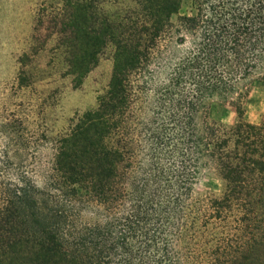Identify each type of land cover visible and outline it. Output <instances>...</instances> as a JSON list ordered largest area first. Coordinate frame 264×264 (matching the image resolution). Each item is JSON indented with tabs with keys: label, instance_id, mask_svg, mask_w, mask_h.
Listing matches in <instances>:
<instances>
[{
	"label": "trees",
	"instance_id": "trees-1",
	"mask_svg": "<svg viewBox=\"0 0 264 264\" xmlns=\"http://www.w3.org/2000/svg\"><path fill=\"white\" fill-rule=\"evenodd\" d=\"M134 1L114 17L72 4L75 84L108 45L113 72L42 182L7 143L0 264H264V121L243 118L248 83L264 82V0H192L190 13L185 0ZM217 98L236 104V123L210 118ZM207 170L219 197L196 194Z\"/></svg>",
	"mask_w": 264,
	"mask_h": 264
},
{
	"label": "rangeland",
	"instance_id": "rangeland-1",
	"mask_svg": "<svg viewBox=\"0 0 264 264\" xmlns=\"http://www.w3.org/2000/svg\"><path fill=\"white\" fill-rule=\"evenodd\" d=\"M87 1L96 16H130L134 0H0V159L22 155L35 162V178L42 182L52 164L55 141L69 132L75 117L98 105V97L108 88L113 72L114 48L108 45L98 64L76 85L69 73L72 35L69 23L72 4ZM192 11L185 0L182 12ZM177 17H174L176 20ZM244 99V120L264 121V82L248 83ZM210 118L234 124L240 117L231 99H215ZM10 122L27 148L14 150L4 123ZM12 149V150H11ZM225 183L214 170H207L196 188L198 196L223 194Z\"/></svg>",
	"mask_w": 264,
	"mask_h": 264
}]
</instances>
